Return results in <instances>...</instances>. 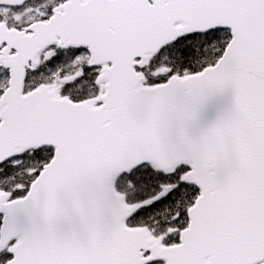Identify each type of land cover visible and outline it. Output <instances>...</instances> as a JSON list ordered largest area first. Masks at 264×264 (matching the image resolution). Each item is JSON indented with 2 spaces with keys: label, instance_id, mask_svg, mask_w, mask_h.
<instances>
[{
  "label": "snow or ice",
  "instance_id": "snow-or-ice-1",
  "mask_svg": "<svg viewBox=\"0 0 264 264\" xmlns=\"http://www.w3.org/2000/svg\"><path fill=\"white\" fill-rule=\"evenodd\" d=\"M0 264H264V0H0Z\"/></svg>",
  "mask_w": 264,
  "mask_h": 264
}]
</instances>
